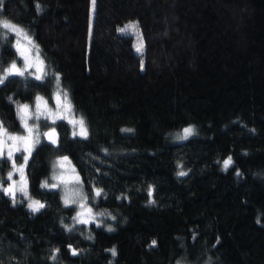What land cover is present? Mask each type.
I'll return each instance as SVG.
<instances>
[{"label":"trees","instance_id":"obj_1","mask_svg":"<svg viewBox=\"0 0 264 264\" xmlns=\"http://www.w3.org/2000/svg\"><path fill=\"white\" fill-rule=\"evenodd\" d=\"M91 1L0 8L45 64L40 80L9 75L17 51L0 26V124L20 132L18 105L59 87L87 132L44 126L56 143L39 140L25 165L39 211L2 188L22 155L0 156V264H264V0H95L90 15ZM130 22L142 55L134 33L118 32ZM61 156L101 190L90 200L99 227L75 223L42 187Z\"/></svg>","mask_w":264,"mask_h":264},{"label":"rangeland","instance_id":"obj_2","mask_svg":"<svg viewBox=\"0 0 264 264\" xmlns=\"http://www.w3.org/2000/svg\"><path fill=\"white\" fill-rule=\"evenodd\" d=\"M93 11V3L91 1L90 3V15H92ZM9 22V21H8ZM11 24L15 25L18 29L21 30V34L17 35L16 32H11L14 35V47L17 51V58L18 60L13 62L16 64L18 68H20L22 71H24V75H32L36 78V76H44L45 71V64L43 61V58L39 54V51L36 47V45L31 40L29 34L20 26L10 22ZM17 41H19V45L17 44ZM24 49L26 50L27 56L29 58V63L31 64V67H27L25 64L24 57L20 55V50ZM43 62L40 64V62ZM12 63V64H13ZM40 64V67H42V71H37V65ZM9 69V68H8ZM59 94L60 96V103H56V96ZM37 97L41 98V101L39 102L41 104L40 108V114L39 119H37ZM22 105H28L27 113H24L21 111ZM18 116L21 122L22 129L20 132H10L7 129H5L0 124V140L3 141L2 146V155L0 156H6L12 160L15 159L17 155H22L21 160L19 162H13L11 170L7 173V183L2 186L3 190L11 186L14 189V196L12 194L9 195L13 201H19L23 198H26L29 202V204L32 201H39L37 199L31 198L28 195L27 192V178L25 175V161L23 160L24 156L29 157V151L26 147V142L21 139H10V137H28L29 132L28 128L32 129L31 132V138L27 142L28 145H30L31 150L34 148V146L37 144V142L43 138L48 139L45 136V133L50 132L53 128L51 127H44L47 125L52 124L56 120H64L68 122L72 128L73 134L80 135L81 127L85 129L84 124L81 125L80 121L82 120L80 117L76 116L73 113L70 100L67 96V94L57 87V89L53 92L50 99H47L46 97L37 94L32 103L28 104H20L18 105ZM51 112V115L49 114ZM23 117V118H22ZM25 121H27L28 128H25ZM193 125H188L186 128H191ZM184 129L183 128L179 133L177 132L176 140L177 142L184 141L185 139H179L180 136L184 135ZM192 129V128H191ZM192 135V134H191ZM189 135V136H191ZM188 136V137H189ZM187 137V138H188ZM55 139V135L53 137ZM19 149V151H17ZM9 152H11V156H9ZM67 156H61L54 159L52 163V169L50 172V175L47 179H44L42 181V185L47 183V187L49 189H55L59 192L62 203L65 204V199L69 200V203L66 206H73L75 208V218L78 219L77 214L83 212L84 215L82 218L88 219L90 222H102V217H98L93 211L90 204V200L93 197H96V190L98 188L92 187L90 191H88L77 173L76 169L74 168L71 160L67 157L65 160L64 158ZM225 161V160H224ZM223 161V162H224ZM222 162V165H223ZM21 167L24 169V179H21V172L18 170ZM11 174V177L9 176ZM76 176H79V180L77 181L75 179ZM55 184L57 187L53 188L52 185ZM21 187L25 188V191H20ZM43 187V186H42ZM25 192L27 195H25ZM41 203V201H39ZM28 208L31 209L29 207ZM42 204V203H41ZM81 204L84 205L83 208H81ZM91 208V213L87 212V209ZM32 210V209H31ZM33 211V210H32ZM92 217H95V219H91ZM77 219L75 220V223L80 224L77 222ZM89 222V223H90ZM99 224V223H98ZM181 264V263H178Z\"/></svg>","mask_w":264,"mask_h":264},{"label":"snow or ice","instance_id":"obj_3","mask_svg":"<svg viewBox=\"0 0 264 264\" xmlns=\"http://www.w3.org/2000/svg\"><path fill=\"white\" fill-rule=\"evenodd\" d=\"M92 3H93V6L95 5V0H92ZM3 6V0H0V8H2ZM39 7V6H37ZM0 26H2L3 28L5 29H8L9 31L11 32H16L17 35H20L21 34V30L18 29L15 25L11 24L10 22L6 21V20H0ZM118 32L120 33H123V34H132L134 33L137 37V43L135 44V51L138 53V54H143V51H144V42H143V38H142V35L140 33V30H139V25H138V22H130L128 23L127 25H125L123 28H119L118 29ZM17 44L19 45V41H17ZM20 55L22 57H24V60H25V64L27 67H31V64L29 63V58L27 56V53H26V50L24 49H21L20 50ZM43 62L41 61L40 64H42ZM40 64L37 65V71H42V67H40ZM143 61H141V70H143ZM7 73L9 75H20V76H23L24 75V71H22L20 68H18L16 66L15 63H13L11 65V67L7 70ZM7 77H4V78H0V84L4 83V79H6ZM36 79L37 80H40L42 79L41 76H36ZM37 119H39V115L42 114L40 113V108H41V104L39 103L41 101V98L40 97H37ZM56 103L59 104L60 103V96L59 94H57L56 96ZM28 105H22L21 106V111L24 112V113H27V110H28ZM49 114L51 115V112H49ZM23 118V117H22ZM81 125L83 124V121L81 120L80 121ZM25 128H28V125H27V121H25ZM124 131H131L130 129H125ZM28 132H29V136L28 137H10V139H13V140H16V139H21V140H24L26 142V147L28 148V151H29V155H31V147L30 145H28V141L30 140L31 138V132H32V129L31 128H28ZM193 132V129L191 128H185L184 129V135L180 136L179 139H187V137L189 135H191ZM55 135V128H53L50 132H47L45 133V136L48 138V140H50L52 143H56V141L53 139ZM75 135V133H74ZM80 135L81 136H85L87 135V132L86 130L81 127V131H80ZM2 146H3V141L0 140V149H2ZM17 151H19V149H17ZM2 150H0V155H2ZM11 152H9V156H11ZM28 156H24L23 157V160L25 161V163H27V160H28ZM65 160L67 159V157L64 158ZM232 164V158L231 157H228L224 162H223V168L224 170H227L228 167ZM20 172H21V179L23 180L24 179V169L23 167H21L20 169H18ZM187 173H185L184 171H180L179 172V175L180 176H184L186 175ZM237 175H239V173H237ZM9 176L11 177V174H9ZM75 179L78 181L79 180V176H76ZM43 187H47V183L45 182L44 185H42ZM53 188L57 187V185L53 184L52 185ZM4 191L8 194H12L14 196V189L9 186L8 188L4 189ZM20 191H25V188L24 187H21ZM101 194V190L100 189H97L96 190V196H99ZM25 195H27V193L25 192ZM69 203V200L65 199V204L67 205ZM29 207L33 210V211H39L41 208L44 207L43 204H41L39 201H32L30 204H29ZM84 205L81 204V208H83ZM87 212L88 213H91V208H88L87 209ZM84 215L83 212L81 213H78L77 214V218H74V219H77V222L78 223H81V224H88L90 221L88 219H84L82 218ZM91 219H95V217H92ZM113 219H115V217H113ZM259 222V221H258ZM100 225L97 224V227H99ZM67 227V226H65ZM69 231H71V228L68 229ZM108 231H113V229L111 227L108 228ZM153 244H155V241H153ZM58 251V250H57ZM72 254L73 255H76V251L73 249L72 250ZM112 254L114 255L115 254V250L113 249L112 250ZM53 259H55V256L52 257Z\"/></svg>","mask_w":264,"mask_h":264},{"label":"clouds","instance_id":"obj_4","mask_svg":"<svg viewBox=\"0 0 264 264\" xmlns=\"http://www.w3.org/2000/svg\"><path fill=\"white\" fill-rule=\"evenodd\" d=\"M258 221H259V220H258ZM258 221H257V222H258ZM258 223H259V222H258ZM107 230H108V229H107ZM109 232H110V231H109ZM114 250H115V249H114ZM115 255H116V252H115V254H114L113 256H115Z\"/></svg>","mask_w":264,"mask_h":264},{"label":"water","instance_id":"obj_5","mask_svg":"<svg viewBox=\"0 0 264 264\" xmlns=\"http://www.w3.org/2000/svg\"><path fill=\"white\" fill-rule=\"evenodd\" d=\"M10 67H11V66H10ZM10 67H9V68H10ZM11 76H17V75L13 74V75H11Z\"/></svg>","mask_w":264,"mask_h":264}]
</instances>
